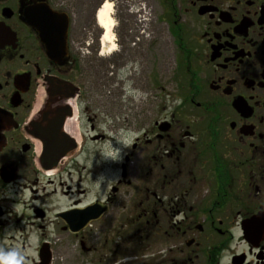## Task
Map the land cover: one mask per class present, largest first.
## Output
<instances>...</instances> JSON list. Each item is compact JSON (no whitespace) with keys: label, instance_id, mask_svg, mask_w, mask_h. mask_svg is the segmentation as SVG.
Segmentation results:
<instances>
[{"label":"flooded vegetation","instance_id":"flooded-vegetation-1","mask_svg":"<svg viewBox=\"0 0 264 264\" xmlns=\"http://www.w3.org/2000/svg\"><path fill=\"white\" fill-rule=\"evenodd\" d=\"M118 134L132 143L110 185ZM70 253L264 264V0H0V256Z\"/></svg>","mask_w":264,"mask_h":264},{"label":"rangeland","instance_id":"rangeland-1","mask_svg":"<svg viewBox=\"0 0 264 264\" xmlns=\"http://www.w3.org/2000/svg\"><path fill=\"white\" fill-rule=\"evenodd\" d=\"M170 46H172L170 39L165 40V41L162 39L159 40L158 47H157L158 53H159L158 55L160 56L163 53L164 55L162 57L164 60L162 61L161 60L162 57H159V62H163V63L161 65L157 66L158 86H166V84H168L170 82L171 76H172L171 69H173V75L174 76L177 73V70L174 69V60L172 59V55H171L172 50H164L165 47L170 48ZM172 80L175 83L176 79L173 78ZM120 137H121L120 134H118L115 138L117 140L118 144L117 143L116 144L111 143V146L113 149L119 150L120 158L118 160L113 161L111 159V157H109L110 168H109L108 174H109V178H110L109 179L110 185L113 184L115 176L119 173L118 166L122 160L120 147H122L123 140H121ZM130 169L135 170V166L133 164L130 165ZM128 198H125V199H127L126 204H125L126 205V211L125 212L121 211V219L123 216H125L124 223L129 222L130 219L134 218L136 216V213L138 212V207H136L137 204H136L135 200L133 199V196H132V198H130V196H128ZM134 213H135V215H134ZM138 224L139 223L135 222L134 226L131 227L130 229H127L125 232L126 233V243L124 244V248L126 249L124 252L125 254H134L136 249H137L134 242L131 243L130 245H128V239L133 238L136 226ZM71 257H72L71 253L68 254L66 256V258H64L62 260V264H70Z\"/></svg>","mask_w":264,"mask_h":264},{"label":"clouds","instance_id":"clouds-1","mask_svg":"<svg viewBox=\"0 0 264 264\" xmlns=\"http://www.w3.org/2000/svg\"><path fill=\"white\" fill-rule=\"evenodd\" d=\"M108 135L112 136L113 133L109 132ZM120 139H122L124 144H126V145H131V143H132V136L131 135L121 136ZM105 155H106V157H111V159L113 161L118 160L120 158L119 150L113 149L110 143L105 146ZM0 264H19V261H17L12 256L4 255V256H0Z\"/></svg>","mask_w":264,"mask_h":264},{"label":"bare ground","instance_id":"bare-ground-1","mask_svg":"<svg viewBox=\"0 0 264 264\" xmlns=\"http://www.w3.org/2000/svg\"><path fill=\"white\" fill-rule=\"evenodd\" d=\"M110 12H111V6L108 2H106L98 14V21L100 26L107 30V33L103 38V41L109 43L111 42V36L109 35V29L111 28Z\"/></svg>","mask_w":264,"mask_h":264}]
</instances>
